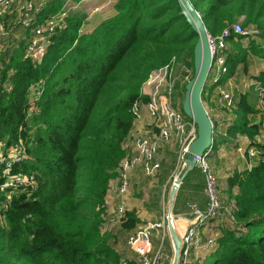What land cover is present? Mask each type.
I'll list each match as a JSON object with an SVG mask.
<instances>
[{
	"label": "trees",
	"instance_id": "1",
	"mask_svg": "<svg viewBox=\"0 0 264 264\" xmlns=\"http://www.w3.org/2000/svg\"><path fill=\"white\" fill-rule=\"evenodd\" d=\"M190 1L210 35L230 31L229 76L235 77L238 67L248 73L250 58L264 61V0ZM63 6L64 0H54L40 20ZM113 11L82 34V19L69 17L39 65L24 58L23 39L10 46L0 64V142L8 147L31 142L29 89L46 80L41 112L32 122L36 132L30 160L15 166L16 172L35 173L39 186L30 197L23 193L7 211L0 210L5 218L4 225L0 222V264H124L101 226L109 183L127 156L123 144L134 126L132 110L149 101L143 89L151 74L174 59L195 74L199 36L181 14L178 0H118ZM236 24L256 34L237 35ZM251 79L264 90V72ZM236 100L235 121L224 134L215 125V137L232 138L231 145L246 137L260 160L228 179L229 193L237 189L238 225L222 232L208 257L212 260L204 264H264V145L257 142L261 124L255 121L258 112L249 95ZM2 184L0 166V204ZM138 224L136 213L128 212L122 228L130 233Z\"/></svg>",
	"mask_w": 264,
	"mask_h": 264
},
{
	"label": "built area",
	"instance_id": "2",
	"mask_svg": "<svg viewBox=\"0 0 264 264\" xmlns=\"http://www.w3.org/2000/svg\"><path fill=\"white\" fill-rule=\"evenodd\" d=\"M53 1L0 0V31L3 30L7 16L14 13L13 20L15 19L16 27L28 31L24 58L34 65L41 64L45 59L53 37L66 26L67 19L71 17L73 10H80L82 6L92 4L93 8L90 15L84 20L85 22L91 20L93 16L101 14L105 9L111 6L114 7L118 0H66L62 9L40 20L44 10ZM233 31L241 36L256 34L255 30L244 29L241 24L234 25ZM82 33L83 26L80 30V34ZM229 35V30H225L218 36H212L208 33L212 63L206 85L207 88L214 87L216 89L217 104L230 117L228 124L233 123V116L237 109V97L242 94L245 95L252 88L255 89L257 95L256 110L261 124V132L257 142L264 145V90L253 79H247L239 86L235 83V77L229 76L226 56ZM176 62L174 59L172 64ZM172 64L151 74L143 89V94L149 97V101L138 103L133 107L132 112L135 116V122L141 120L143 112L146 111L157 131L146 135L135 134L131 131L125 140L123 148L126 150L127 156L121 162L119 168L120 185L115 188L113 180L110 181L103 205L105 213L103 214V224L101 226L102 234L117 226L122 228L126 221L131 172L141 167L146 177L156 179L161 171V162L158 160L159 152L164 146L173 143L178 146L179 160L185 165V161L189 156V147L197 138L196 124L193 120H188L181 108L176 105L177 78L173 77ZM211 76L212 78H210ZM45 87L46 80L42 79L33 83L29 89L26 119L32 128L30 133L31 142L27 144L26 141L20 140L18 144L10 147L6 145V142H0V166H2L3 179L1 192L4 195V200L0 204L1 211L5 212L9 209L14 197L23 193L30 197L38 189L39 182L36 174L16 172L15 166L30 160L28 150L32 148L33 136L36 132V129L33 130L32 122L41 112L40 103ZM212 149L213 146L202 157H196V167L200 169L205 179L204 194L207 198V204L204 210L197 203H189L188 205L192 220L181 237L182 249L178 264H204L215 251L221 235L210 239L204 238V230L210 228L212 221H220L226 216L229 219L230 229H234L238 225L235 218V203L233 206L226 207L220 199L218 179L208 160ZM234 149L241 159L247 161L249 170L254 167V161H258L260 158V152L244 136H239L236 139ZM176 179L177 177L174 178L173 183ZM112 190L117 191L119 202L117 207L111 211L109 209V193ZM174 218L176 217L173 215L172 223ZM176 220L178 221V218ZM0 222L4 225L5 218L3 216H0ZM173 226L175 228L174 223ZM167 228L166 214L162 222L147 223L129 233L128 246L137 257L135 264L167 263L169 255L167 248L169 231ZM155 239L160 241L157 249L154 247Z\"/></svg>",
	"mask_w": 264,
	"mask_h": 264
},
{
	"label": "crops",
	"instance_id": "3",
	"mask_svg": "<svg viewBox=\"0 0 264 264\" xmlns=\"http://www.w3.org/2000/svg\"><path fill=\"white\" fill-rule=\"evenodd\" d=\"M95 18L100 21V17L98 15L95 16ZM26 33H28V31H26ZM249 60H250L249 72L244 73L242 72V67H238L237 72L235 74V83L238 80H241L242 77L244 78L239 84V86L242 85L245 80L257 76L260 72H264L263 60L255 57L250 58ZM258 65H259V69L257 67ZM178 83L179 82L177 81L175 94H178V97L176 101H179L180 95L184 93L183 91L185 85L184 82L179 83L180 85ZM245 94L249 95V100L253 104L256 110L257 95L255 89L253 88L247 91ZM216 97H217L216 89L214 87H208L204 95L205 106L207 108V111L214 126L215 125L218 126L216 128L217 133L224 134L228 122H230L229 121L230 117L224 110L220 109V107L217 104ZM233 117H234L233 121H235L236 114H234ZM255 121L256 123H259V118L258 117L255 118ZM132 131L135 134L146 135L148 133L151 134L155 133L157 129L154 127L153 121L149 116L148 112L144 111L142 115V119L134 123ZM232 140H233L232 138H229L228 141L230 142ZM228 141L221 136L220 139L215 137L214 142H216L215 144L216 148L212 149V152L210 153L208 158L209 163L213 167L218 179L219 189H220V199L223 205L226 207L234 205L235 203L234 197L237 194V189H234L232 194L229 193L228 182H227L228 179L236 171L242 172L248 169L247 161L241 159L235 153L234 145L230 144L232 146L231 151L230 150L226 151V149L228 148L227 146L229 144ZM170 146H173V144H171ZM163 152L164 150L162 148L158 156V160L161 162V171L157 179L151 180L148 177H146L141 167H138L131 172L130 175L131 186H130L129 195L127 197V202H128V212H135L137 218L140 220V224H138L136 228L146 225L147 223H160L164 220V217L166 216L164 209L165 189L167 183H169L170 180V175H169L170 172L168 171L167 168L164 167V163L162 162ZM254 162L255 164L257 163L256 161ZM119 185H120V181L118 175L115 179H113V186L115 188H118ZM204 186H205L204 175L202 174L200 169L196 168L195 170L190 171L186 175L185 179L183 180L182 184L179 187L174 204L173 215L176 218H178V228L176 232L179 235L180 239L183 236V234L186 232V229L191 224L192 216L190 215L188 210L189 203H197L199 207L203 210L206 208L207 198L204 194ZM109 199H110L109 209L112 211L117 207L119 202L117 191L112 190L109 193ZM228 222L229 219L226 216H224L220 221H212L210 228L204 230V238L210 239L212 237L220 236L224 230L231 228ZM135 229L131 231H134ZM168 260H169V255H168Z\"/></svg>",
	"mask_w": 264,
	"mask_h": 264
},
{
	"label": "water",
	"instance_id": "4",
	"mask_svg": "<svg viewBox=\"0 0 264 264\" xmlns=\"http://www.w3.org/2000/svg\"><path fill=\"white\" fill-rule=\"evenodd\" d=\"M181 14L186 18L199 38L194 49V78L186 86V94L183 102V113L196 124L197 138L189 147V156L185 161L186 171L177 177L171 188L169 210L167 212V226L169 237L173 245L174 257L171 264H178L182 249V241L177 234L173 223V210L180 185L186 175L196 168V157H202L212 148L215 126L203 102V92L207 87L212 63L211 50L208 40V30L201 17L190 0H178Z\"/></svg>",
	"mask_w": 264,
	"mask_h": 264
},
{
	"label": "rangeland",
	"instance_id": "5",
	"mask_svg": "<svg viewBox=\"0 0 264 264\" xmlns=\"http://www.w3.org/2000/svg\"><path fill=\"white\" fill-rule=\"evenodd\" d=\"M64 1H66V0H64ZM92 8H93L92 4H86L85 6H82V8L80 10H75V11L73 10L71 12V17L77 16L80 19H82V21H83V32L93 29L94 26H96L101 20L106 19L109 16L114 14V11H113L114 7L111 6L107 9H105L101 14L98 15L100 17V21L98 19H96L95 16H93L91 18V20H87L84 22V20L90 15ZM13 14L7 16V18L5 19L3 30L0 31V64L7 59L10 46H12L14 44H18L17 42L22 40V39L24 41H27V38H28L26 31H24L23 29H21L19 27H16V23L14 22L15 19L13 20V18H14ZM229 47H231V46L228 45V48ZM185 66H184L183 62H178V61L176 63L172 64V67H173L172 74H173L174 78H177V81L179 83L184 82L185 84H187L188 82H190L194 78L195 74L193 73V70L191 68H187ZM257 67L259 69V65ZM243 79L244 78L242 77L241 80H238L236 82L237 85H239ZM177 97H178V94H175L176 105L182 109L183 102L185 99V94L183 93L180 95L179 101H176ZM188 120H191V119L188 118ZM32 126H33V130L36 129V126H34V124H32ZM227 147L228 148L226 149V151H229V150L231 151L232 146L230 144H228ZM163 150H164L163 155H162L163 160L162 159L161 160L164 163V167L167 168L168 171L170 172V174H169L170 180H169V183H167V185H166L165 202H164V209H165V213L167 214V212L169 210V200H170L171 188L173 186V180L175 177H180L181 175H183L187 169H186L185 165L179 160V148L175 143H173V146L166 145L165 147H163ZM259 160H260V158H259ZM258 161H256V162H258ZM151 180H155V179H151ZM173 223H174L176 231H177L178 221L176 220V218L173 219ZM167 230H168V228H167ZM103 235H105V236L107 235L109 237L110 244L119 253L124 264H135L137 257L130 250V248L128 246V236H129L128 231L121 228L120 226H117V227H114L112 229H108L107 232ZM168 235H169V232H168ZM159 244H160V241L158 239H155L154 240L155 249H157L159 247ZM167 248L169 249L168 251L170 252L169 253V260H168L167 264H171L173 257H174V250L172 248L169 236H168V240H167ZM211 260H212V258L210 257L207 260V263H209Z\"/></svg>",
	"mask_w": 264,
	"mask_h": 264
}]
</instances>
